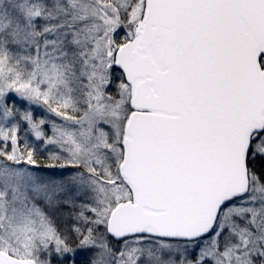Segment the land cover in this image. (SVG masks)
Masks as SVG:
<instances>
[{"label": "snow or ice", "instance_id": "1", "mask_svg": "<svg viewBox=\"0 0 264 264\" xmlns=\"http://www.w3.org/2000/svg\"><path fill=\"white\" fill-rule=\"evenodd\" d=\"M0 264H264V0H0Z\"/></svg>", "mask_w": 264, "mask_h": 264}]
</instances>
